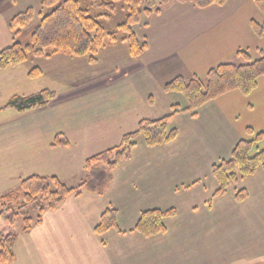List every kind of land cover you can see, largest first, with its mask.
Listing matches in <instances>:
<instances>
[{"label":"crops","instance_id":"1","mask_svg":"<svg viewBox=\"0 0 264 264\" xmlns=\"http://www.w3.org/2000/svg\"><path fill=\"white\" fill-rule=\"evenodd\" d=\"M3 4L4 0H0L1 8ZM15 15L5 16L7 26L8 20ZM0 44L4 45L1 40ZM5 47L0 46V52ZM115 47L124 48V66L119 65L108 74L96 72L94 75V70L91 71L87 77L89 82L99 84L88 87L86 83L80 88L71 86L74 85L70 81L71 72H88V68L92 69L90 66L98 65L100 61L91 65L80 61V58L58 55L51 59H33L27 63L36 62L32 65L33 69L43 72L40 79L52 80L53 85L58 82L64 84L59 94L48 89L56 94L49 106L26 112H35L37 115L52 110L51 113L58 118V125L35 121L27 124V130L40 133L41 138L22 141L29 146L31 157L23 163L12 162L10 166L14 171L6 166V159L9 158L4 155V145L0 147V196L5 178L14 179L17 187L21 179L31 176H21L20 171L27 168L31 170L32 176L58 177L65 184L72 182L81 185L87 175L86 161L112 149V146L108 147L110 133L105 132V127L103 131L100 127L106 116L98 112L100 108H96L100 102L96 99L101 87L124 84L129 89L124 90L127 98L134 96L130 91L134 87L138 91L134 90L136 94H142L143 107L150 108L153 113L158 111L155 107L158 102L152 100L154 96L149 95L148 87L153 85L154 92L160 96L165 94L164 87L170 82L160 81L162 74L153 68L158 67L161 61H145L151 51L150 45L149 50L138 59L131 58L127 45L119 44ZM27 64L5 71L16 70ZM62 66L69 67L65 70L66 73L70 72L68 75L63 76L62 73L61 76ZM25 70L29 72L32 69ZM155 85L158 86L156 89ZM167 96L166 100L162 99L165 110L162 115L171 114V107L175 104L185 107L182 96ZM248 98L239 91H233L203 106L196 116L187 112L176 114L171 119V128L177 130L178 135L166 145L151 148L146 145L143 137H138L131 158L115 169L104 195L83 192L79 196H71L60 209L46 212L42 223L34 226L30 234H18L14 249L16 259L12 264H157L154 258L149 260V252L157 247L155 245H171L177 238L191 242L199 237L200 245L206 248L212 231L218 241H225L230 234L240 235L231 233L235 226V232L240 231L248 237L247 242L236 246L233 256L221 257V251L214 255L218 259L214 258L210 263L205 261L204 264H263L264 170L245 178L220 196H216L219 185L212 176L213 166L231 159L238 143L245 139L247 130L252 129L254 132L252 127L240 125V111L253 108ZM89 104L95 106L92 113L88 107L84 110ZM161 117L159 114L158 119ZM108 123L104 122L103 126ZM13 126L17 127L15 124ZM21 126L24 125H18L17 128ZM59 135L68 139L69 147H52ZM124 136L122 132L115 137V143H120ZM90 149L94 152H89ZM240 190L247 193L244 201L236 198ZM171 209L176 210V215L166 219L165 234L148 238L135 231L142 213ZM109 211L116 212L118 230L111 229L99 235L95 229L103 215ZM198 231L199 234L195 235Z\"/></svg>","mask_w":264,"mask_h":264},{"label":"trees","instance_id":"2","mask_svg":"<svg viewBox=\"0 0 264 264\" xmlns=\"http://www.w3.org/2000/svg\"><path fill=\"white\" fill-rule=\"evenodd\" d=\"M85 1L88 5H85ZM229 0H42L41 8L47 11L40 17L26 42L21 38L24 31L35 18L34 8L25 11L8 20V28L13 36V46L0 52V70H6L30 60L51 59L58 55L74 58H87L89 63H98L99 56L110 45L125 44L133 59L141 58L148 50L149 44L139 39L135 29L148 25L147 18L160 16L163 7L170 3H190L198 9L212 6H223ZM264 13V0H255ZM121 7L125 12L123 21L117 25L116 32H110L103 22L94 17L91 8L104 11L103 17L110 18ZM107 12V13H106ZM110 13V14H108ZM259 36L264 34V24L252 22ZM244 59L242 64L224 63L209 70L204 78L193 76L189 79L177 77L164 87L167 94H178L183 97L185 107L175 104L171 114L157 120H143L135 133L125 135L121 145L106 150L88 159L85 164V180L76 188L68 187L58 177L31 176L20 180L17 189L0 196V264L15 262V244L19 238L9 234L17 221H23L22 234L28 235L34 226L40 225L43 216L48 211L60 209L71 196H79L83 192L104 195L113 179V172L124 161L131 158L138 137H143L148 147L154 148L171 143L177 138L178 132L171 128V119L178 113H192L219 97L239 91L244 96H250L258 87L259 80L264 77V53L258 60L244 51L237 53ZM43 76L40 69H32L31 79ZM56 98L52 91L45 90L28 97L15 96L0 110H13L26 113L33 109L49 106ZM253 134L252 129L247 130ZM264 132L258 133L252 139L241 140L234 149L230 160L222 161L213 166L212 176L219 188L216 196L225 195L231 186L240 183L259 170H264ZM68 139L59 135L52 147H69ZM264 147V146H263ZM247 193L237 192L238 201H244ZM176 215V210H153L141 214L135 231L145 237H154L167 232L166 219ZM111 229H117L116 212L109 211L101 219L95 229L103 235Z\"/></svg>","mask_w":264,"mask_h":264},{"label":"rangeland","instance_id":"3","mask_svg":"<svg viewBox=\"0 0 264 264\" xmlns=\"http://www.w3.org/2000/svg\"><path fill=\"white\" fill-rule=\"evenodd\" d=\"M41 2L42 0H4L3 8L0 7V40L4 45L0 44V46H6L5 48H7V46L11 47L14 44L13 36L8 29L5 16L7 14L18 15L27 8L32 7L35 11V18L24 31L21 38L22 42L28 41L30 33L39 23L40 17L47 13V11L42 10ZM85 5H88L86 1ZM91 12L94 17H97L104 23L108 31L113 33L116 32L117 25L123 21L125 16V12L120 6L117 13L111 14V17L108 19L103 17L104 11L91 8ZM253 21L261 25L264 24V13L259 9L255 0H229L223 6H212L206 9H198L190 3L179 4L173 2L163 7V14L161 16L147 18L146 23L148 25L143 24L138 26L135 32L139 39L147 41L151 47V51L147 54L145 61H161L158 67L154 66L153 68H157V71L162 74L160 81H165L166 83L171 82L177 77L189 79L197 76L204 78L209 70L224 63L242 64L245 61L237 55L239 51L247 52L253 60L260 59L264 53V34L259 36L256 33L252 26ZM7 40L9 43H6ZM115 46L110 45L107 50H104L99 56L98 62H100L98 65L90 66L92 69L88 68V72H71L72 78L70 81L74 84L71 86L80 88L85 83L87 87L93 84L98 85V82H89L87 77L91 74V71L94 70V75L97 74L96 72L108 74L111 72V69L117 68L119 65L124 66L126 59L124 48H117ZM79 60L85 61V64H90L87 58H84V60L80 58ZM33 63L36 62H31V64L19 67L16 70H0V110L15 96L28 97L48 89L56 93L58 92L57 94L63 91V83L55 82L57 84L53 85L51 83L52 80L31 79L28 75L30 71L28 72L25 69H33ZM68 69V66H64L61 76L62 73L63 76L68 75L70 72H65ZM100 79L102 80L103 78L100 77ZM64 82L67 83L65 80ZM157 85H159V82ZM124 86V84H115L101 87L97 93L99 97L96 100L100 102L96 108H100L98 112L106 116V119L101 121L100 127L102 131L103 127H105V132L107 134L110 133L109 137L111 139L108 147L112 146L111 148L121 145L122 141L118 144L115 143V137L122 132L125 135L135 133L141 121L157 120L159 114L163 117L168 115L166 113L162 115V112L165 111L162 99L166 100L168 98L167 95L171 94L165 93L160 96L154 92V86L149 85V95L154 96L152 100L158 102L155 103V107L158 109L156 112L157 116L150 108L143 107L144 100L141 97L142 94H136L134 87L130 90L132 94L134 93V96L127 98L128 96L125 95L124 90L128 91L129 89ZM156 87L158 86L155 85V89ZM112 92L116 93L111 94ZM131 92L130 95H132ZM247 97H249L247 100L253 105V108L246 111L241 109L239 118L241 126H250L254 129L253 134L248 135L247 133L245 137L246 139H252L256 134L264 132V77L260 79L257 89ZM130 100H132L133 105L132 102L130 104ZM89 105L85 106L84 110L86 111L88 107L89 112L92 113L95 106ZM46 111L37 115L34 114L35 112L21 114L13 110H5L0 113V147L2 148L4 145V155L9 158L6 159L8 161L6 166L10 170L13 169L10 166L12 162L17 164L23 163L24 160L28 161L31 157L28 151L29 146H26L22 141L33 137L41 138L40 133L35 134L27 130V124L35 121V123L41 122L50 123L55 126L58 125V118H56L55 114L51 113L52 110ZM89 112L87 114H91ZM107 121L109 123L103 126V123H107ZM14 124L17 127L18 125L24 126L17 128L13 126ZM23 127L26 129H23ZM263 146L264 144L260 145V149H263ZM89 152H94V150L90 149ZM11 156H15V158H10ZM22 170L20 171L21 176H28V174L32 176L31 170L28 168ZM10 179L5 178V184L1 188L2 195L8 194L10 191L18 188L20 183H17L16 187L14 179ZM69 183L72 185H69ZM238 184L239 182L233 184L231 188L236 187ZM66 185L71 188L78 186L72 182H68ZM22 229L23 221L19 219L9 231V234L18 235L22 232ZM235 229L236 226L231 229V233H238L240 235H227L225 241L216 240L213 235L215 232L212 231L209 237L210 240H207L206 248L200 245L199 237H195V240L191 242L188 240H178L179 238H177V241L171 245H168V243L155 245L157 247L151 250L153 253L149 252V260L154 258L157 264H204L205 261L210 263L214 258L218 259L214 255L221 251V257L226 255L233 256L235 247L241 246V243H245L248 240V237L243 236L240 231L235 232ZM198 234L199 231L195 233V235ZM203 256L204 258L200 260ZM262 263L264 264V261Z\"/></svg>","mask_w":264,"mask_h":264}]
</instances>
